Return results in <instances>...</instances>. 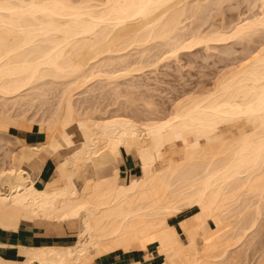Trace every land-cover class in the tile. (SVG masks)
I'll return each instance as SVG.
<instances>
[{
	"label": "bare ground",
	"instance_id": "6f19581e",
	"mask_svg": "<svg viewBox=\"0 0 264 264\" xmlns=\"http://www.w3.org/2000/svg\"><path fill=\"white\" fill-rule=\"evenodd\" d=\"M224 1L0 0V128L16 126L22 144L18 154L4 151L12 161L0 168V229L16 230L22 222L58 229L50 243L0 252V264H92L104 254L147 250L153 243L147 257L160 258L152 264H264V46L245 51L211 90L179 99L160 119L138 122L117 112L101 120L81 117L79 98L73 99L94 78L108 80L110 88L119 82L114 79L142 70L135 62L121 65L128 64L130 48L158 41L174 56L264 27V7L260 16L230 21ZM212 12L220 17L213 27L204 18ZM187 19L196 24L187 26ZM45 84H59L60 96L42 120L45 137L33 143L37 130L14 111L33 92L43 96ZM237 122L241 128L228 134L225 125ZM126 153L141 168L128 179L120 175ZM50 156L56 164L41 179Z\"/></svg>",
	"mask_w": 264,
	"mask_h": 264
},
{
	"label": "rangeland",
	"instance_id": "374dc122",
	"mask_svg": "<svg viewBox=\"0 0 264 264\" xmlns=\"http://www.w3.org/2000/svg\"><path fill=\"white\" fill-rule=\"evenodd\" d=\"M227 1H224L225 3H223L222 6L223 7L226 6L225 10H228L227 14L229 15L228 16L229 20L231 18L232 19H234V18L236 19L240 15H242L241 18H244V19L246 18L245 16H247L246 19H249L250 16L255 18L257 16H260V14L262 13L261 12L262 9L260 7H264V5H263L264 4V0H255V1L253 0V3L250 2L252 0H249V1H247V0H245V1L244 0H242V1H240V0H227ZM254 4H256V5H254ZM252 5L255 6V7H253ZM229 6L232 9H230ZM249 6L250 7L252 6L253 9L252 8L250 9ZM227 7H228V9H227ZM212 13L213 14L204 15V16H206V17H204L206 19V21H207L208 18L210 19V20L208 19L207 22L205 21V23H206V24L204 23L205 25H211L212 26V23L213 24H215V23L217 24L218 20L220 21V17L218 19L219 15H216L217 17H215V15H214L215 13L214 12H212ZM244 14H245V16H244ZM209 15H211V16H209ZM230 15H231V17H230ZM210 17L212 19L213 18L214 19L212 20ZM254 18H251V19H254ZM215 19H216V22L214 23ZM226 20H227V23H229L228 22L229 21L228 18ZM226 20H224V21H226ZM202 21L203 20H201V24H202ZM195 22L196 21H194V23H193V22L190 21V19H187L184 23L185 24L188 23V24H186L188 26V25H190V23H193L195 25L196 24ZM198 23H199V21H198ZM193 24H191V26H193ZM204 24H202V27L205 28L206 26ZM207 27L209 28L210 26H207ZM208 28H205V29L209 30ZM253 35H251L252 37L251 36L249 37V35H246V36H248L247 38L245 36V37H241V38H238V39H237V37H235L236 39L233 37V38L228 39L227 41L219 42V43H217V42L216 43L215 42L212 43L211 42L208 45V47L205 46V44H202V45H199V46L193 48L194 50L193 49L192 50H183L182 49L183 50L182 51L180 49L179 51H177L179 53H176L177 55L175 54L177 57L174 54H173L174 56L170 55L171 53L168 52V50H167V52L169 54L166 52V49H168L169 46L162 47L161 45L159 46V44L158 45L155 44V43H159L158 41H154V43L152 41L149 44L147 43V44L143 45L144 47L141 46L140 48L139 47L133 48V50H136L134 52L130 48L129 50H127V52H129V55L127 56L128 58L125 57V61L128 62V64L126 65V63H124L125 65H123V64H121V65L130 67L129 66V65H131L130 63L135 62V64L136 63L138 65L140 64L143 69L142 70H138L136 72L135 71L134 72L133 71H129L131 73H129L127 71L128 75L126 73L125 77H123V78L120 77L119 79L118 78L114 79L117 82L119 81L118 84L117 83L116 84L119 85L118 87H120V89L118 90L119 93H121L120 96H119V93L116 91V89L113 88V87H117V86H115L116 85L115 81L113 80L114 82L113 81L110 82V83H114L115 84L114 86H113V84L111 85V87L113 88V90H112L111 87L109 88V83L107 82L108 80H106L104 78H103V82L101 81L102 78H100V79L97 78L99 81L98 80L96 81V78H94L93 79L94 82L90 81L89 83L85 84L86 86L83 85L82 88L80 87V90H79V88H78V90L76 89V92L77 91L78 92L80 91V92L79 93L74 92V97L75 98H73V99H74V101H77L78 98H79V100L77 101L79 103L78 107L83 105L80 109L78 107H77L78 110L75 109L76 110V114H79L81 117H83V116L85 117V115H86L87 118L89 117L88 114H92L90 116V118L96 116L99 120H101L99 115L101 116L102 119H104V118H107V115H108V117H110L112 115H117V113H120L123 116H129L131 118L134 117V119L136 121L138 120V122H140V121H142V122L149 121L148 118H151L150 120H153L152 118H154V120H155V118L158 119L157 117H159V119H160V118H163L165 116H168V115L171 114L176 102L179 99L182 100L184 97L186 98L187 95L189 96V94L198 95V94H200L202 92H205V91H207L209 89L211 90L213 88V86L215 85V82H216L215 80L217 78H219L222 74H224V72L229 71L231 69V67L232 68H234V66L236 67V65H237L236 63L237 62H238V64L241 63L239 61L242 58H244L242 55H244L245 51H247V50L256 51V50L260 49L259 48L260 46H264V42H263L264 41V27L262 26L261 28H259L258 32H255V34L253 33ZM239 39H241V40H239ZM249 39H251V40H249ZM153 44H155V46H157L158 49L155 48V46ZM146 46H147V49L144 50ZM153 46H154V48L152 49ZM257 46H258V49H257ZM161 47L164 48V49H160ZM247 47L248 48L250 47V48L248 49ZM251 47H252V49H251ZM142 48H144V49L142 50ZM255 48H256V50H255ZM162 50H164V51H162ZM143 51L144 52L146 51V53H143ZM122 52H124V51H122ZM141 52L143 54H141ZM149 52H151V53H149ZM125 53H126V51H125ZM137 53L139 55H137ZM167 54H168V59L166 58ZM247 54L248 53L245 52V55H247ZM134 55H136V56H134ZM143 56H145V57H143ZM137 58L138 59H142L143 62L141 60L137 61ZM233 59H234L235 62L232 61ZM242 60H244V59H242ZM231 61H232L233 64L231 63ZM144 63H145V66L147 65V67H145V68L142 66V65H144ZM230 63H231L232 66L230 65ZM134 65H131V68ZM138 65L136 67H138ZM115 66L118 68V66H120V65L116 64ZM108 68L112 69L111 66L108 67ZM124 70L123 69L120 70V71L118 70L116 73L123 72ZM108 72H110V71H108ZM48 81H49L48 83L51 82L50 80H48ZM104 82L108 83L107 84L108 87L106 85L104 87V84H106ZM61 83L59 82V84H60L59 87L63 88V87H61V85L63 86V84H61ZM91 83H92L93 87L90 85ZM132 83H133V85H132ZM59 84H57V85L56 84H49L48 85L49 90H47V91H46V89L48 87L45 84L44 85V89L42 88V90H45L46 92H48L47 93L48 96H46L47 95V94H45L46 92H44L42 90H41L42 92H40V90L37 89L38 92H40L42 94L44 92L43 96L42 95H38V97H37V95H36L37 93L34 94V92H33L34 96L36 97V100L34 101L33 100L34 98H32L34 96L31 93L32 97L29 96L30 98H28V96H27L26 101L30 100L32 98V102L33 101L34 102L33 103L28 102L29 103L28 104L26 101H23L25 103L22 102V104H24L22 106L24 107L26 105L25 109L21 106L24 111L21 110V107L16 109V111H14L15 113L18 112V114L20 112V114L17 115V117L19 116V118H20V119L19 118L18 119L20 121L26 123V124L28 123V124L32 125L33 128L36 129L37 132H39V135H40L41 138L45 137L46 134H45L44 130H42V131L40 130V126L42 124V120L44 121L46 119V116H48L51 113L49 111L50 107H52L54 109L55 106H53V105L56 104V101H57L58 97L60 96L61 89L59 87H56ZM129 84H131V85H129ZM50 85H53V86L55 85V86L54 87H52V86L50 87ZM102 85L106 89L105 91H104V88L102 87ZM55 87H56V89L54 91L53 88H55ZM118 87H117V89H118ZM51 88L53 89L54 92L51 90ZM107 88H109V89L107 90ZM204 88H206L205 91H203ZM58 90H59V93L57 92ZM114 90L118 94H116V92H114ZM49 91H51V92H49ZM102 91L104 93H102ZM109 91H110V93H108ZM105 93L108 94L109 96L105 95ZM57 94L59 96H57ZM110 94H112V95L114 94V95L110 96ZM122 95L123 96L125 95L126 97H121ZM129 95L131 97L133 96L134 98H136L134 100H136L137 102L134 101V100H132L134 102H131V99H133V97L131 98ZM40 96L43 97L44 99L42 100ZM39 97H40V99H39ZM46 98H47V100H46ZM114 98H116L118 100H116V99L114 100ZM37 100H38V102H37ZM146 100L152 101L151 105L153 107L150 106L149 101H148L149 106H146V103H147V102L145 103ZM81 101L83 102V104L80 105ZM128 101H130L133 104H131ZM118 102L120 103V105H118L119 104ZM30 103H31V105H30ZM43 103H45V104H43ZM78 103L74 102L75 107L77 106L76 104H78ZM123 104H124V106H123ZM136 104H138L137 107H136ZM153 104H155V105H153ZM27 105H29L30 107L27 106ZM31 106L33 107V109H32ZM41 106H43L44 108H42V110L41 109L39 110V108H41ZM48 106H50V107L48 108ZM120 106H123V107H126V108H123V107H120ZM172 106H173V108H172ZM88 108H89V110H88ZM81 109L82 110L84 109V110L81 111ZM116 109H118V110L115 111ZM20 110L22 111V113L24 112V114H26V115L22 114ZM25 110H27V111H25ZM79 110L82 113H79ZM84 111H86V114H85ZM107 111H108V113H107ZM145 111H146V114H145ZM115 112H117V113H115ZM126 112H127V114H126ZM131 112H132V114H130ZM102 114L105 117H103ZM132 115H134V116H132ZM23 116H25V117H23ZM36 116H37V118H36ZM33 117H35V118H33ZM44 117H45V119H44ZM25 118H26V120H25ZM97 118H95V119L97 120ZM34 120H35V122H34ZM240 126H241L240 123L237 122V123H232V124H229V125H225L224 128H226V130L228 131L227 133L229 134L230 131L231 132L238 131V129L241 128ZM72 128L73 127L70 128V132L73 133L72 134L73 135L72 139L73 140L76 139L75 140V144H78L79 139H80L79 133H78V131L76 129H75V131H72V130H74ZM0 130H2V131H0V134H1L0 135V147H1L0 148V164L4 163V166L0 165V168H4V167H9V165H10L9 162L12 161L11 160V156L10 155H6L7 152H9L10 150L14 151V149H15L16 152L14 151L13 153L18 154L19 153L18 151H20L21 148H22V146H21L22 144L19 143L17 141L16 137H15L17 135V132H18V128L16 126L10 125L7 128H0ZM6 140L9 141V143ZM39 141H40V139L36 140L33 143H38ZM178 143L180 144L181 141H179ZM73 149H74V147H70L69 150L62 149V151H61L62 155L61 156L65 155L69 151H72ZM4 151L6 152V154L4 153ZM2 155H3V157L4 156H6V157L3 158ZM176 157L177 158L179 157L178 153H177ZM50 159H51L50 160L51 162L49 164L48 169L46 170L47 173H44V175L42 174L41 175V179L49 177L51 175V170L53 169V167L56 164L57 159L56 160L54 158H50ZM138 163H139V160H138ZM137 166L138 165H137V162H136L135 155L132 154V153H126L125 154V159L122 161V163L120 165V168H121L120 169V175L122 177H126L128 179V177H130V175L132 174L131 171L137 169ZM68 240H66L64 242H66V243H71L72 242L71 240H69V241ZM258 245L261 246V244H258ZM257 248L261 249V247H259V246Z\"/></svg>",
	"mask_w": 264,
	"mask_h": 264
},
{
	"label": "crops",
	"instance_id": "0c3cea01",
	"mask_svg": "<svg viewBox=\"0 0 264 264\" xmlns=\"http://www.w3.org/2000/svg\"><path fill=\"white\" fill-rule=\"evenodd\" d=\"M39 139H41V137L39 135V132H37L35 135V139L32 141L35 142ZM61 151L60 156L62 155ZM50 158H54L56 160L55 157H48L45 163L43 164V173H47L46 170L48 169L49 164L51 162ZM136 162L138 166L137 169L131 171L132 174H139V172L141 171L139 167L140 164L138 163L137 158ZM57 234L58 229L57 226L54 224H34L22 222L18 225V228L16 230L12 229L11 231L10 229H0V252L17 253L18 246H33L42 245L44 243H50ZM154 246L156 247V243L150 244L147 250L104 254L100 257H97L92 264H131L136 263L138 261L141 262V264H152L157 262L160 258L159 256L150 258L147 257L149 253L155 251Z\"/></svg>",
	"mask_w": 264,
	"mask_h": 264
}]
</instances>
